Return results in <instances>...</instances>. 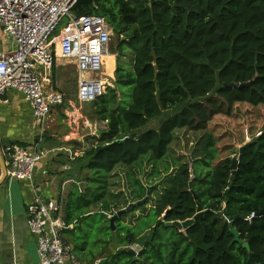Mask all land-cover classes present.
Listing matches in <instances>:
<instances>
[{
    "label": "trees",
    "instance_id": "trees-1",
    "mask_svg": "<svg viewBox=\"0 0 264 264\" xmlns=\"http://www.w3.org/2000/svg\"><path fill=\"white\" fill-rule=\"evenodd\" d=\"M75 14L104 17L117 36L111 51L121 59L132 53L115 87L91 102L106 129L79 159L89 173L71 193L65 220L79 224L81 236L87 225L97 239L76 237V249L91 246L89 264H264V131L241 133L233 144L211 127L237 106L264 108V0H94ZM245 137L251 141L234 173ZM143 164L145 180L131 176ZM118 168L129 174L120 192ZM144 199L112 231L111 217ZM198 204L203 214L188 229L168 224L193 219ZM114 239L123 248L106 256ZM135 244L138 255L129 252Z\"/></svg>",
    "mask_w": 264,
    "mask_h": 264
},
{
    "label": "built area",
    "instance_id": "built-area-1",
    "mask_svg": "<svg viewBox=\"0 0 264 264\" xmlns=\"http://www.w3.org/2000/svg\"><path fill=\"white\" fill-rule=\"evenodd\" d=\"M77 0H0V29L7 47L0 51V102L10 90L22 94L35 119L45 122L64 103V95L50 89L52 71L59 60L76 62L77 97L89 103L112 85L102 74L110 52L112 27L99 15L77 16ZM7 178L34 182L38 165L48 157L39 147L18 144L5 148ZM255 214L246 218L251 221ZM35 235L39 264H81L66 242L72 229L62 216L60 203L35 196L27 219ZM139 252L136 251V255Z\"/></svg>",
    "mask_w": 264,
    "mask_h": 264
},
{
    "label": "crops",
    "instance_id": "crops-1",
    "mask_svg": "<svg viewBox=\"0 0 264 264\" xmlns=\"http://www.w3.org/2000/svg\"><path fill=\"white\" fill-rule=\"evenodd\" d=\"M3 39L5 44L0 51L7 47L5 36ZM61 62L63 60L57 62V69L62 68ZM4 99L8 103L0 102V155L6 166L5 148L8 145L37 146L47 150L48 157L38 165L33 183L7 178L0 184V264H39L37 239L27 227L35 196H41L46 202H59L65 218L71 193L78 185L85 186L82 179L87 175L86 161L79 159L84 157L90 143L98 136L96 133L103 132L106 127L100 126L105 123L98 121L93 113L90 116L85 114L90 117L87 119L90 130L83 134L77 132L73 126L76 122L71 119L74 116L71 97L66 98L64 104L67 106L56 107L50 115L52 119L45 122L35 119L31 105L21 93L10 90ZM2 177L0 164V181ZM77 227L79 224H73L72 229L65 231L64 238L73 247L76 259L86 264L84 257L89 248L82 252L77 250L80 242L75 240L80 235ZM100 261L97 260L96 264Z\"/></svg>",
    "mask_w": 264,
    "mask_h": 264
},
{
    "label": "rangeland",
    "instance_id": "rangeland-1",
    "mask_svg": "<svg viewBox=\"0 0 264 264\" xmlns=\"http://www.w3.org/2000/svg\"><path fill=\"white\" fill-rule=\"evenodd\" d=\"M3 36L4 35H3L2 31L0 30V49H2L4 44H5L3 42V40H4ZM6 42H8V41L6 40ZM114 43H117V36L116 35H112L111 44H114ZM130 53H131V51H130ZM130 53H127V58L124 59V57H123L121 59V54L114 53L113 51H111V47H110L109 56H108L107 61H106V70L102 74V76L104 78H106L109 83H111V85H112L111 87H115V80H116L115 74H116V71H117V68H118L120 62H123V60H124L123 63H125V65L132 62V56H131L132 53L131 54ZM60 64L62 65V68L57 69V66H56L57 64L53 68V71H52L53 80L51 79V84H50L49 88L55 89L56 87H58V89H55V90H58L59 92L63 93L64 103L66 102V98H70V97L73 98L74 106H73L72 110H73L74 116H71V119L76 122L73 124V126L76 128V131L79 132L80 134H83L86 131L90 130V128H88V126H87L89 123L87 119L90 118L88 116L92 115L91 113H93V108H92L93 106H92L91 102L81 103L77 97L78 74H77V69H76V62L75 61H69V60H63V62H61ZM55 72H56V74H55ZM55 79L57 82L55 81ZM64 103H63V105H64ZM85 114H87L88 116H86ZM56 115H57V113H56ZM51 116H52V114H51ZM51 116L49 117L50 119H52ZM55 117H57V116H55ZM159 122H160V120H157V122H151L148 127L149 128H156L157 125L159 124ZM100 126L105 127V124H101ZM211 127L215 128V130L217 131V134L222 135L225 143L237 144L238 137L241 135V133L246 135L247 132L248 133H252V132L259 133V132L264 131V108L255 109L249 105L237 106V108H235L234 113L231 116H229V117L228 116H218L213 121ZM185 138L186 137L182 138V140H181L182 144L180 147H175V150L178 153L181 151H184V148H183L184 143H187V140H185ZM245 138H246V143L251 141V138H250V140H247V137H245ZM193 141H194V138L191 139V143ZM178 142H179V140H178ZM191 143L189 142L188 148L191 147ZM239 147H241V146H239ZM187 153L189 154V152H187ZM169 162H170V159L167 160L165 165L169 164ZM160 164H161V162L158 165H160ZM144 166H145V164H143V166L138 167L137 169H134L135 171L131 170V176H132V174H133V177L136 175L142 176ZM161 169L164 170L165 167L162 166ZM86 171L88 174L89 173L88 170H86ZM127 171H128L127 169L124 170V168H120V169L118 168V170L116 172V176H117L116 183L119 182V184H118L119 188L116 187L114 189L115 191L120 192L122 190L123 185H126L128 183V182H126L127 176L129 178V174L127 173ZM143 177H142L143 178L142 180H145V175H143ZM155 184H156V179H154V180L151 179L150 185H155ZM155 187L153 189H155ZM153 189L151 187V192ZM151 194L152 193H150V195ZM153 197H157V194L155 193L153 195ZM119 200L124 201L125 198L123 197ZM110 204L113 205L111 202H110ZM118 205L120 208L121 206L124 205V202L118 201ZM115 209H117L116 206H115ZM129 218H131V216ZM115 225H116V223H115ZM115 228H116V226H115ZM83 231H84V235L83 236L79 235L82 237V241L88 240V242H90L93 245L97 239L96 232L91 231V233H90L89 229L87 228V225L84 226ZM86 234H89V237H86L85 236ZM147 237L148 236H146L145 238L143 237L139 241L141 245L144 244ZM88 247L90 248L91 246H88ZM120 248H123V247L119 246L117 241L114 239V241L110 244V248L106 251L105 255L107 256L109 254L115 253V251H117ZM95 250L97 252L99 249L96 248ZM85 262H86V264H89V261H85Z\"/></svg>",
    "mask_w": 264,
    "mask_h": 264
},
{
    "label": "water",
    "instance_id": "water-1",
    "mask_svg": "<svg viewBox=\"0 0 264 264\" xmlns=\"http://www.w3.org/2000/svg\"><path fill=\"white\" fill-rule=\"evenodd\" d=\"M94 0H77V3L74 5L73 7V10L76 11L78 8L82 7L83 4H87V3H93ZM249 83H246V84H242V85H239L240 87H245V86H248ZM238 84L234 83V84H231V85H228V87L232 88V87H237ZM105 132H102V131H98L96 133V135L98 136H101L102 134H104ZM256 139H254L255 141ZM249 142L244 144L243 146L239 147L237 150H236V154L235 156L233 157V164L231 166L233 172L235 173L236 169H237V165H238V158H239V155L245 150V148L248 146ZM0 164H1V167H2V171H3V177L0 181V184L3 183L6 179H7V166H6V163H5V160L3 158V156L0 155ZM191 186V184H190ZM82 187V186H81ZM151 193V188L148 189V195L147 197L150 195ZM197 198V196H195ZM146 199H144L143 201H140L138 203H133V204H130V206L125 209V210H122L120 211L119 213H117V215L111 217V229L112 231L115 230V221L117 220V218L125 215L126 213L128 212H131L132 209L137 206V205H143L145 203ZM203 214V211H202V207L200 204H198V209H197V215L193 218V219H190V220H187L185 222H174V223H168L169 225H174L176 227H178L180 230L184 231L186 229H188L191 225L194 224V222L199 219ZM261 215H264V210L261 212ZM232 233L235 235V239L234 241L235 242H241L240 240V236L238 234V232L235 230V229H232L231 230ZM141 245L139 244H135L133 245L130 249H129V252L132 254V255H135L136 254V251H138L140 249ZM244 247H248V244L245 243L244 244Z\"/></svg>",
    "mask_w": 264,
    "mask_h": 264
},
{
    "label": "bare ground",
    "instance_id": "bare-ground-1",
    "mask_svg": "<svg viewBox=\"0 0 264 264\" xmlns=\"http://www.w3.org/2000/svg\"><path fill=\"white\" fill-rule=\"evenodd\" d=\"M108 56H109V55H108ZM108 56L106 57V61H107Z\"/></svg>",
    "mask_w": 264,
    "mask_h": 264
}]
</instances>
